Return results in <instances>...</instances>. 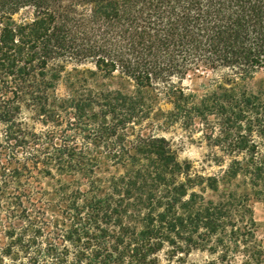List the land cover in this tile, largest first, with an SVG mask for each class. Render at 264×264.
<instances>
[{
	"label": "trees",
	"instance_id": "16d2710c",
	"mask_svg": "<svg viewBox=\"0 0 264 264\" xmlns=\"http://www.w3.org/2000/svg\"><path fill=\"white\" fill-rule=\"evenodd\" d=\"M262 71L264 0H0V264H264ZM154 118L230 164L181 162Z\"/></svg>",
	"mask_w": 264,
	"mask_h": 264
},
{
	"label": "rangeland",
	"instance_id": "374dc122",
	"mask_svg": "<svg viewBox=\"0 0 264 264\" xmlns=\"http://www.w3.org/2000/svg\"><path fill=\"white\" fill-rule=\"evenodd\" d=\"M202 83L203 80L190 78L184 83V87L190 91H194ZM249 87L253 91L264 90V71L255 75ZM57 93L62 97L67 96L66 84L64 82L58 84ZM159 106L164 110H171V106L165 104H160ZM142 127V134L145 136L155 134L168 139L176 149L179 160L181 162L192 163L202 173H217L221 169H226L227 165L231 162V157L222 151V147L214 145L216 138H221V141L225 144L224 146H228L229 141H226L219 131L213 134L203 121L197 120L192 126L186 128L181 123L167 125L163 118H154L149 121L145 120ZM36 128L38 131L44 129L41 124H36ZM130 132L132 133L131 130ZM138 133H141V127H137L134 134L137 135ZM216 155L222 158L223 165H225L223 168H220L216 163V159H214ZM252 205L255 219L260 224L259 237L264 240V200L254 201ZM209 260L210 256L207 253L194 252L183 262L176 260L172 264H208ZM164 264L168 263L164 262Z\"/></svg>",
	"mask_w": 264,
	"mask_h": 264
}]
</instances>
